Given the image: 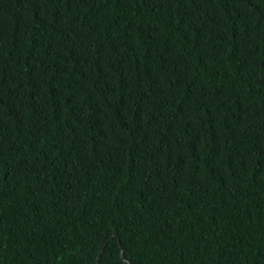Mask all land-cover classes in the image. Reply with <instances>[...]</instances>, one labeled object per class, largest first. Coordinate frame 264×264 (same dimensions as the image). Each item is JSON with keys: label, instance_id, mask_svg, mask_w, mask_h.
<instances>
[{"label": "trees", "instance_id": "1", "mask_svg": "<svg viewBox=\"0 0 264 264\" xmlns=\"http://www.w3.org/2000/svg\"><path fill=\"white\" fill-rule=\"evenodd\" d=\"M102 248L264 264V0H0V264Z\"/></svg>", "mask_w": 264, "mask_h": 264}, {"label": "water", "instance_id": "2", "mask_svg": "<svg viewBox=\"0 0 264 264\" xmlns=\"http://www.w3.org/2000/svg\"><path fill=\"white\" fill-rule=\"evenodd\" d=\"M121 247H122V253H121V255H122V257H123V251H124V249H123V246L121 245ZM102 250H103V248L100 250V252H99V254H98V256H97V259H96V261H95V264H97L98 263V260H99V258H100V256H101V252H102ZM244 264H252V263H244Z\"/></svg>", "mask_w": 264, "mask_h": 264}]
</instances>
